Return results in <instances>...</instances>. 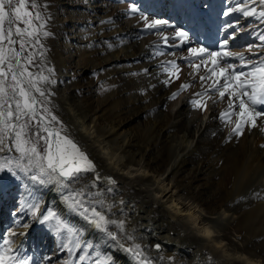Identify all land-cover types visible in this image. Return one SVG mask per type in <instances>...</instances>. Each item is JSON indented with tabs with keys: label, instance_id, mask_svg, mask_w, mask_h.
Listing matches in <instances>:
<instances>
[{
	"label": "bare ground",
	"instance_id": "1",
	"mask_svg": "<svg viewBox=\"0 0 264 264\" xmlns=\"http://www.w3.org/2000/svg\"><path fill=\"white\" fill-rule=\"evenodd\" d=\"M45 2L51 33L45 44L56 80L55 112L97 172L116 181L109 201L116 204L117 213L123 207L126 217L113 218H126L127 230L134 229L137 242L148 246L154 264H209V257L211 264H264V132L251 129L239 142L234 136L225 140L216 122L193 125L184 106L175 113L163 109L180 86L161 83L151 53L146 54L138 42L137 30L105 0ZM166 7L160 5L149 20H166L189 32L191 46H201L192 24L174 23ZM215 33L219 40L224 38L222 30ZM63 42L69 44L66 50L61 48ZM188 46L173 49L182 78L192 73L188 62L180 59ZM84 81L87 86L81 88ZM220 104L226 110L227 99ZM25 178L45 213L56 212L82 228L83 239L97 244L111 262L133 264L128 254L112 241L100 239L71 212L54 185ZM2 181L0 203L5 200ZM101 186L110 185L101 182ZM257 192L260 198L253 197ZM24 223L27 227L11 232L16 233L11 235L12 247L31 255L30 264H37L39 259L25 246L32 224ZM2 226L0 213V230ZM40 259L46 264L49 258L42 252Z\"/></svg>",
	"mask_w": 264,
	"mask_h": 264
},
{
	"label": "snow or ice",
	"instance_id": "2",
	"mask_svg": "<svg viewBox=\"0 0 264 264\" xmlns=\"http://www.w3.org/2000/svg\"><path fill=\"white\" fill-rule=\"evenodd\" d=\"M48 7L45 0H0V172L22 175L40 185H54L67 208L97 232L100 239L112 241L130 256L133 264H154L148 246L137 242L134 229L127 230L126 218H113L126 217L123 207L117 213L114 211L116 204L109 201L116 181L97 172L95 163L55 112L52 100L55 70L48 60L45 44L51 35L47 30ZM128 12L136 15L140 9L132 4ZM233 12L264 23V0H240L223 15L228 17ZM140 19L144 28L154 30L162 42L163 47L154 46L153 58L164 56V47L189 45L187 55L180 59L188 62L192 69L190 75L193 80L198 76L202 88L189 102L194 109L206 111L205 97L215 94L219 100L213 103L227 98V108L220 112L219 119L227 125L232 123V116L236 117L229 140L242 136L245 128H259L264 132V123H259L264 121V54H261L264 52V31L250 30L260 43L247 45L249 55H245L230 48V41L236 40L241 31L236 24H228L233 31L219 41L217 50H209L203 45L191 46L189 32L166 20H149L142 14ZM168 28L172 29L170 35L165 31ZM167 54L176 55L175 52ZM196 60L199 62H194ZM160 66L167 77L161 81L166 87L180 78L182 69L175 59L162 61ZM201 70L204 74H200ZM147 71L144 70L145 74ZM190 87V83L181 84L170 99L175 100L180 91ZM101 182L110 186H101ZM253 197L260 198V193H254ZM119 203L124 205L125 202ZM29 207L32 215L37 216L39 205ZM39 222L47 224L60 237L61 250H67L70 256L77 250L83 253L68 264H87L88 261L111 264L109 258L99 254L93 259L89 249L94 251L95 245L83 239V229L62 219L56 212H48ZM12 243L11 239L3 238L0 264H30V258L23 256L18 248L13 249ZM154 247L160 248L159 245Z\"/></svg>",
	"mask_w": 264,
	"mask_h": 264
},
{
	"label": "rangeland",
	"instance_id": "3",
	"mask_svg": "<svg viewBox=\"0 0 264 264\" xmlns=\"http://www.w3.org/2000/svg\"><path fill=\"white\" fill-rule=\"evenodd\" d=\"M87 1L91 3L93 2V0H87ZM180 1H184V0H166L167 3H169L171 6L174 7L179 6ZM105 2L113 6V8L115 9H120L123 12L121 13L124 14L123 15L124 20L129 22L130 25L134 27L135 32L136 29L139 30L136 34H138L137 35L138 42L140 43L142 50L146 51V54H149V52L151 53V58L152 60H154L153 62L156 65L157 70H159L158 75L160 80L166 79L167 77L162 72L160 62L167 61L169 55L166 53L164 56L155 57V58L152 57V53L153 51H155L154 46H161L162 42L160 38L154 34V30L149 31L144 28V22L140 19L141 14L146 16L149 15L148 11L140 9V12L137 13L136 15H131L128 12L132 4H135L138 8H141L142 3H147L146 8L153 9L156 3L158 4L160 0H105ZM201 3H202V7L204 8V4H207L208 2L206 0H203ZM142 8H145V6H142ZM167 10L169 14L170 11H174V8L173 7L168 8ZM161 11L163 14L164 11L163 10ZM152 14L154 13L151 12L148 17L152 16ZM257 21L258 20H256V22ZM261 28L264 30V25ZM169 32L170 30H167L166 34H168ZM257 32H259V30ZM65 36L71 39L72 34L66 32ZM148 41L154 43L153 46L149 45ZM64 42L61 44V48L66 50L69 47V44L67 43L65 45ZM250 44H255V42L253 41V43ZM246 55L249 54L247 53ZM73 69L76 75L79 76L81 74L80 72H78L76 64L73 65ZM181 78L182 77L171 83L170 87L178 88L181 85L179 84L180 82L190 83L192 84V87H190L186 91H180L179 95L175 100H172L170 99V97H168L164 102L163 109L166 110L170 109L175 113L177 112L178 108L180 109L181 107L184 106L186 116L191 119V123L193 125L197 124L198 126L203 125V127H206L207 123L213 124L216 122V124L219 125V128L224 133L225 140H229L228 136L231 131V128L234 126L236 117L232 116V123L227 125L219 119V114L221 111H223V109H221L220 102L213 103V101L219 100L218 96L214 94H209L211 98L205 97V100L207 101L206 111L194 109L192 104L189 102L192 99L196 98L194 97V93L202 91L200 83L199 81L193 80V78H189L186 76L182 78V80H180ZM85 82L86 81H84V83L81 85V88L82 87L86 88L87 84H85ZM249 131L250 130L248 128H245L244 133L249 134ZM243 137H247V136H244L243 134L238 139L237 137H235V140H237L236 142L242 140ZM0 178L3 180L2 181L3 187L1 190V194L5 196V200H3V202L0 203V213H1V220L3 225L2 229L0 230V241L2 240L3 242V238L5 237L9 239H13V237L11 236V232L14 229H20L25 224L24 222H27L29 224L31 223L32 227L27 230L28 233L26 236L25 246L28 251H31L39 259V263L37 264H40V262H42V260L40 259L42 252H44V254H46L49 258L48 260L47 259L44 260L46 264H68L69 261L74 262L79 255L83 254L81 251L77 250L74 255L70 256L67 250H61L62 242L60 237L57 236L55 232L48 227L47 224H43L39 222L40 219H42L43 215H47L48 213H45L43 211V208H41L39 196L37 194L30 192L28 187V181L24 176L22 175L13 176L11 173L2 172ZM29 205H33V206L39 205V211L37 213V216L34 217L32 215V209L29 207ZM64 220H66L70 224L75 225L68 219H64ZM84 240L89 241V239L87 238H84ZM91 243L95 245L94 251L92 249H89V252L92 253L93 259H95L97 254H99V256L101 257L109 258L106 255V253L103 252L97 246V244H95L94 242ZM87 264H92V262L88 261ZM111 264H115V263L111 262Z\"/></svg>",
	"mask_w": 264,
	"mask_h": 264
}]
</instances>
